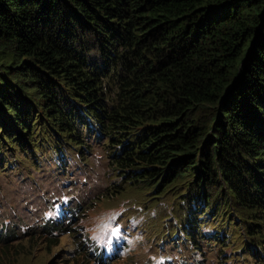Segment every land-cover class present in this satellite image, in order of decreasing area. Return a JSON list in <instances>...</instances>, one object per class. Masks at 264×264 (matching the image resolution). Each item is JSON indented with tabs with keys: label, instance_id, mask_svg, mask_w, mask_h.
Returning <instances> with one entry per match:
<instances>
[{
	"label": "trees",
	"instance_id": "trees-1",
	"mask_svg": "<svg viewBox=\"0 0 264 264\" xmlns=\"http://www.w3.org/2000/svg\"><path fill=\"white\" fill-rule=\"evenodd\" d=\"M4 121L1 144L37 167L25 145L44 134L99 140L125 184L182 188L196 252L239 241L264 264V0H0ZM225 208L240 232H201Z\"/></svg>",
	"mask_w": 264,
	"mask_h": 264
},
{
	"label": "rangeland",
	"instance_id": "rangeland-1",
	"mask_svg": "<svg viewBox=\"0 0 264 264\" xmlns=\"http://www.w3.org/2000/svg\"><path fill=\"white\" fill-rule=\"evenodd\" d=\"M5 126L0 122V139ZM46 138L53 145L48 134L41 137L42 149L25 145L40 167L0 140L7 149L0 157V264H255L244 260L239 241L204 242L196 252L182 240V188L155 199L153 192L124 183L99 140L81 148L60 136L57 147L48 148ZM225 210L211 222L214 215H203L201 232L232 240L240 231L229 228ZM54 220L57 225L48 227Z\"/></svg>",
	"mask_w": 264,
	"mask_h": 264
},
{
	"label": "bare ground",
	"instance_id": "bare-ground-1",
	"mask_svg": "<svg viewBox=\"0 0 264 264\" xmlns=\"http://www.w3.org/2000/svg\"><path fill=\"white\" fill-rule=\"evenodd\" d=\"M7 169V168H6ZM2 170V169H1ZM119 196V195H118ZM122 202V201H121ZM210 202V201H209ZM236 205V204H235ZM206 209V208H205ZM239 211V210H238ZM224 229V228H223Z\"/></svg>",
	"mask_w": 264,
	"mask_h": 264
}]
</instances>
